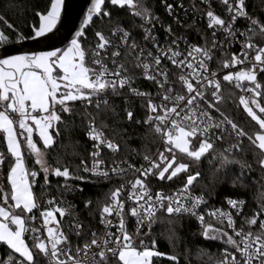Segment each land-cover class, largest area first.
I'll return each mask as SVG.
<instances>
[{
  "label": "snow or ice",
  "instance_id": "obj_1",
  "mask_svg": "<svg viewBox=\"0 0 264 264\" xmlns=\"http://www.w3.org/2000/svg\"><path fill=\"white\" fill-rule=\"evenodd\" d=\"M201 2L208 6L204 13L208 27L215 29L218 26L232 39H235L238 31L234 27L237 18L242 17L247 21L246 31L239 33L244 37L239 57L233 54L230 60L225 59L223 68L232 69L235 65H243L245 61H249L250 51L255 52L254 63L251 68L229 70L222 80L229 84L234 83L236 88L248 94L240 95L239 103L251 120L259 125L260 130L254 134V138L221 109L220 105L224 103L222 83L217 78V72L210 70L208 64L212 59L211 47L189 45L187 56L181 59L182 53L177 45L179 38L171 41V45L177 46L175 49L172 46L160 45L157 38L151 34L154 29L145 27L146 24L158 23L159 20L153 15V10L145 6L143 0H110V4L127 7L134 17L141 19L142 23L138 27L144 31L143 40H151L152 47L156 50L155 55L151 50L140 47L131 37V32L119 25V21L110 36L96 31L95 47L85 49L81 38H84V30L94 17H108L111 20L110 12L103 7L105 0H90L80 28L65 47L51 51L4 55L0 58V132L3 133L7 154L13 161L6 175L7 188L0 187V244L6 246L7 253L0 257V264H39L41 256L46 259L47 264H156L155 258H166L173 264H178V255L175 252L164 253L157 250L158 241L152 236L151 229L159 213H166L168 217L181 216L195 220L199 225L196 234L205 242L222 241L225 247L220 250L219 257L215 254L209 255L211 264H264V219H258L259 214L264 213V202L258 201V209L253 210V215L243 218V224L248 226V231H244L243 225L239 229L235 227L230 212L216 207L209 210L204 194L196 195L192 191L201 175L199 171H192V165H199L206 156L212 157L210 164L216 162L217 171L226 174L230 166H239L240 174L233 176L232 186L235 187L239 183L241 188L246 187L243 178L246 171L251 170V165L235 156L236 152L242 150L245 136L257 150L254 152L257 164L264 169V86L258 82L257 76L258 71L264 72V46L258 47L253 42V37L256 36L264 41V22L247 12L245 0H222L230 15L228 21L214 13L210 0ZM63 5L64 0H50L44 10L37 11L35 15L39 17V26L32 27L33 36L30 38L44 37L56 29L61 21ZM167 9L171 14L172 5H167ZM0 21L12 28L3 16H0ZM164 31L170 34L171 28L165 27ZM115 37H119V44L115 46L116 50L110 53V69L104 61L108 49L113 47L112 39ZM19 38L22 37L18 36ZM7 39V36L0 32V43L6 42ZM129 40L132 42L129 43ZM216 44L217 41L213 39L212 46ZM121 48L125 50V56H131L135 52L134 67L142 69L143 78L157 86L156 97H159V103L154 102L155 97L151 93L132 87L136 77L129 74L123 62H117ZM89 52L93 57L92 66L87 65ZM164 59L169 60L178 70L177 83L181 86L179 91L176 90L175 84L169 81L168 69L162 67ZM242 82H248L249 87L245 89ZM125 87L131 95L142 99L141 106L145 107L147 112L142 122L154 137L159 138L160 147L164 150L155 154L139 153L144 162L139 168L128 164L127 161H114L105 168L104 161L99 158L100 146L107 147L113 153L119 151V146L104 137L103 132L95 126V117H92L87 121L88 130L85 133L94 142L93 151L89 153L91 166L81 158L75 171L67 165L62 166L59 161L56 167H52L47 156L60 135L59 125L64 123L62 114L75 111L70 102H87L90 105L94 97L106 95L109 90L112 94L119 95ZM144 100L147 101L146 105L143 104ZM103 103L108 107L107 100ZM125 103H128L127 98ZM100 104L101 101L96 99L97 109ZM112 111L115 112V109ZM124 111L126 118L132 121L133 111L127 107ZM87 115L86 113V117ZM136 123L140 124L141 121L136 120ZM225 134L235 142L223 149H217V142H223ZM23 150H27L34 163L39 165L38 170L28 169ZM135 151L133 149V152ZM177 151L184 159L177 158ZM5 161V154L0 152V164ZM121 163L128 164L127 168L121 167ZM81 170L83 173H91L94 181H107L113 176L122 178L129 171L139 175L135 176L134 181H127L109 190L105 203L100 208V222L106 231L100 236L93 231L92 239L77 246L73 254L68 236L55 215L59 213L61 218L71 215L72 205L53 207L56 203L54 200L45 201L44 210L40 212L44 235L39 229L29 227V221L37 219L32 213L41 207L33 190L38 172L44 174L45 186L49 184V176L55 175L65 179L62 187L66 191H74L76 189L67 181L87 180L86 176L75 174ZM180 175L185 176V181L170 194L156 191L153 195L147 183L149 178L171 182L179 179ZM126 184L130 185L126 199L134 203L131 208H127L125 199L121 198ZM261 195L264 198V194ZM225 199L227 205L235 209L236 214H240L241 206L246 201L242 198ZM63 203L64 201H60V204ZM84 204L87 208L91 201L85 200ZM202 207H205L207 215L218 224L223 225L226 220V228L231 229L232 234L225 230V227H214L206 222L205 214L200 211ZM126 208L127 213L136 220L135 233L126 229ZM109 216H115L119 220L115 233L107 231L113 224V221L108 219ZM257 221L259 226L253 231ZM168 223L170 228L166 238L169 246L176 248L179 238L171 225L177 222L169 219ZM144 227L149 231L143 232ZM71 229L75 230L77 238L83 234L82 223L75 218ZM27 233H31L27 237L33 241L31 246L26 242ZM149 236H152L151 242L145 243ZM64 245L69 246L66 248ZM198 254L206 255L207 252L201 249Z\"/></svg>",
  "mask_w": 264,
  "mask_h": 264
},
{
  "label": "trees",
  "instance_id": "obj_2",
  "mask_svg": "<svg viewBox=\"0 0 264 264\" xmlns=\"http://www.w3.org/2000/svg\"><path fill=\"white\" fill-rule=\"evenodd\" d=\"M50 3V0H0V16H3L5 20L12 25V28H8L7 25L0 21V32H3L7 36V41L0 43V46L10 43L29 39L33 36L32 27L39 26V17L35 15L37 11L44 10ZM146 7L153 10V15H158L164 19L166 23L174 24L166 14L168 0H143ZM104 9L111 14V20L108 17L97 16L84 30V38H81V43L85 49L89 47L94 48L97 40L95 38V32L100 31L105 36L110 35L112 29L116 26V22L119 21V25L125 30L131 32L132 37L139 41L141 38V28L138 27L142 23L139 17H134L131 11L127 8H121L119 6H112L110 0H105ZM190 27V26H189ZM194 27H190L188 30L183 29L182 32L187 38L193 41H198L196 33H194ZM175 30H180L175 27ZM22 37V38H19ZM91 53H88L87 64L91 58ZM261 85L264 86V72L259 76ZM110 100L108 101V107H105L104 103L100 104V108L97 109L95 104H90L85 107L80 102H70V106L75 109L72 113L62 114V120L64 123L59 125L60 135L56 138V144L54 148L48 153V163L52 167L57 166V161L61 162V165H67L71 170L76 169L80 164L81 158L84 159L87 164L90 160L89 153L91 152L90 143L86 139L87 121L89 117H95V122L98 128L103 132L106 139L111 140L118 144L119 151L115 156L109 157L112 162L118 161H140L142 155L139 153L154 154L158 144V137H154L149 131L146 125L143 124V120L147 115L146 108L142 107V99L133 95H125L121 97L112 96L109 92ZM105 96V95H102ZM224 103L221 104V109L225 114L229 115L237 125L242 128L248 135L253 136L259 131V125L243 111V106L240 105L238 95L229 88H225L224 91ZM127 98L128 103H125ZM146 101L143 104L146 105ZM133 111L134 117L132 121L126 118L125 108ZM115 109V112L112 109ZM86 113L88 114L86 117ZM136 120H140L141 123L137 124ZM17 131L19 129L17 127ZM38 139V137H35ZM227 144H226V143ZM234 139L225 134L223 142H217V149H223L234 143ZM133 149L136 151L133 152ZM257 150L251 145L247 136L243 138L242 150L236 152L237 159L251 165V170L246 171L243 178V183L246 187L241 188L239 183L235 187L232 186V180L234 175L240 174V168L237 165L230 166L228 173L216 170V162L211 164L209 160L211 156L203 158L202 163L199 165L193 164L192 171H199L201 173L195 187L192 189L195 193H203L209 199L211 204H225L227 198H242L245 202V208L242 214L237 218L238 226L243 225L244 231H248V226L243 224V218H248L253 215V210L258 209V201L264 202L261 194H264V169H261L256 162L254 152ZM0 152H3L6 156V161L0 164V187L7 188L6 175L12 159L7 154L6 144L3 142V134L0 133ZM23 154L26 159V165L29 170H38L39 165L34 163V159L29 156L27 150H23ZM178 159H184L181 154L177 155ZM75 174L83 175L87 177V180H68L67 183L74 189L73 194L70 197L73 199L76 205V216L81 220L83 234L77 238L76 235L70 237V241L74 246H80L85 241L92 239V232L99 229V213L100 208L105 203V196L110 189L117 187L119 180L111 178L107 181L101 179L94 181L93 178L88 177L83 171L76 172ZM37 183L34 184L33 190L37 198H41L49 193H64L62 185L65 184L63 177L49 176V184L44 185V174L38 172L36 177ZM185 181V176L180 175L179 179H174L171 182L161 181L155 184L153 191L167 192L177 187H181ZM78 186V187H77ZM82 189V191L80 190ZM90 200L89 207H85L84 201ZM17 212L19 210H16ZM162 217V219H160ZM169 219L176 221L177 223L171 225L174 228L176 236L179 238L177 247L172 248L167 241L168 230L170 225ZM258 219H264V213H260ZM30 223V221H29ZM214 227H225L230 233V230L226 228V225H220L215 220H209ZM258 221L253 226L252 230L255 231L258 228ZM199 225L194 220H190L187 217L175 216L168 217L166 213H159L156 223L153 225L151 232L152 236L158 241V249L164 253L175 252L178 255V264H211L209 261V255L215 254L217 257L220 255V250L225 247L222 241L214 243H208L203 240L202 237L197 235ZM147 227L143 232H148ZM152 236L145 239V243H150ZM26 242L31 246L33 241L27 239ZM5 246V245H4ZM185 249L188 251L186 252ZM201 249L206 250V255H199ZM232 250V249H230ZM10 251V250H9ZM38 252V249L35 250ZM234 251V250H233ZM18 258V254H16ZM156 264H169L166 258H155ZM42 256L39 259V264H42Z\"/></svg>",
  "mask_w": 264,
  "mask_h": 264
},
{
  "label": "built area",
  "instance_id": "obj_3",
  "mask_svg": "<svg viewBox=\"0 0 264 264\" xmlns=\"http://www.w3.org/2000/svg\"><path fill=\"white\" fill-rule=\"evenodd\" d=\"M168 1H169V4L172 5V10H171V14H169L168 9L166 8V14L170 18V20L172 21L174 26H172L170 23L169 24L166 23L164 21V19L158 15H154L155 17L158 18V20H159L158 23L153 22L152 24H146L145 25V27H147L149 29H154V31H152L151 34L157 38L158 43L160 45L172 46L175 49L177 46L171 45V41L173 39L179 38V39H177V45H178L179 50L182 53L181 59H183L187 56L189 45H195V46L207 45L208 47H211L212 59L210 61H208V64H209L210 70L216 71L217 72V78L221 80L223 96H224L225 88H229L232 91H234L235 93H237L238 99H239L240 95H242V94L248 95L247 93L242 92L240 88H236L234 83L229 84L228 82H225L222 80L223 75L226 74L229 70L239 71L242 67L243 68H251L252 63H254L253 58L255 56V52L250 51L249 52V61H245L243 65H235L232 67V69H224L223 68V61L225 59L230 60V58L233 54H236L238 57L240 55L241 42L244 40V37L240 36L239 33L244 32L247 29V21L245 20V18L238 17L237 20L234 22V27L238 31L236 32L235 39H232V37L226 36L225 33L223 32V30L219 29L218 26L215 29H210L208 27V20H207L206 15H204V13L208 10V6L204 3H202L201 0H168ZM230 2H232V0H230ZM245 2H246L247 12L251 16L258 18V20L260 22H264V0H245ZM210 4H211L212 10L214 11V13L216 15L220 16L222 19H224L226 21L230 20V15L227 11V6L222 3V0H210ZM194 5H195V7H193ZM196 9H201L203 11H197ZM189 26L195 28L194 33H196V35L198 37V41L195 42L193 40H190L182 32L183 29L188 30L190 28ZM165 27L171 28L170 34L165 33V31H164ZM175 27L179 28L180 30H175ZM213 32H215V36H213ZM110 35H111V33H110ZM110 35H108V36H110ZM131 37H132V35H131ZM143 37H144V31L141 28V38L139 41H137L138 44L140 45V47L151 50L153 52V54L155 55L156 50H155V48L152 47L151 40H149L148 42H144ZM213 39H215L217 41V44L214 47L212 46ZM128 42L131 43L132 41L129 40ZM253 42L256 43L258 47L264 46V41H262L259 36L253 37ZM117 44H119V37H115L112 39L113 47L108 49L107 54H106V59L104 61L105 64H107V66L110 69L112 67V65H111L112 57H111L110 53L112 50H116L115 46ZM119 51L121 52V55H120V58L117 62L118 63L123 62L125 64V66L128 68L129 74L134 75L136 77L135 81L132 84V87L138 88L142 92L151 93L155 97L154 102L159 103V97H156V93L158 91L157 86L153 82L148 81V80L143 78V75H142L143 70L142 69H137L134 67V65L136 63L135 59L133 58L135 55V52L131 56H125V50L123 48L119 49ZM136 51L138 52L139 48ZM102 55H104L103 51H102ZM145 55H146V52H145ZM92 59H93V57L91 56V58L89 59V62L87 64L88 66H92V63H91ZM189 59H191V57H189ZM162 67L168 69V79L171 83L175 84L176 90L179 91L181 86L179 85V83H177V75L179 74L178 70L167 59L163 60ZM261 73L262 72H260V71L257 72L259 83H261L260 78H259ZM242 84H243V87L245 89L247 87H249L248 82H242ZM109 93L112 96H117V97H121V96L123 97L127 94L131 95L128 92V89L126 87L120 91L119 95L112 94L111 90H109ZM96 99H99L102 103L104 100H107V102H108L110 100V97H109V95L100 96L98 98L94 97L91 104L96 105ZM83 105L85 107L89 106V104L87 102H85ZM216 115H218V114H216ZM88 119H92V117H89ZM95 126L98 128L96 122H95ZM86 139L90 143L91 151H93V143L94 142L92 140H90L87 136H86ZM160 144H161V142L158 138V144H157V148H156L155 153H157L158 151L164 150L163 148L160 147ZM226 146H229V145H226ZM100 153H101V155L99 158L104 161V167L107 168L108 165L113 164V162L109 159V157L115 156L118 152L113 153L110 149L101 145L100 146ZM178 154H179V152L177 151V155ZM118 162H122V161H118ZM127 162H128V164L134 165L135 168H139L141 166V164L144 163L143 160H140V161H129V160H127ZM91 163H92V159L90 157V160L87 163V165L90 167ZM128 164L121 163L120 166L123 168H127ZM85 175H87L90 178H93L91 176V173H85ZM136 175H139V174L138 173L134 174L132 171H129L122 178L118 177V176H113L112 178H116L119 180L118 185H117V187H118L120 184L126 183L127 181H134ZM157 182H160V180L158 178H149L147 181L148 186L151 189L153 195L156 192V191H153V189L155 188V184ZM164 182H168V181L164 180ZM33 187H34V185H33ZM128 188H130V185L126 184V190L122 193L121 198L125 199L127 208H131L132 206H134V203L131 201H128L126 199L127 195H128V191H127ZM178 188L179 187L172 189L170 191H167L165 193L170 194L172 191H175ZM63 190H64V193H62V194H60V193H49V194L44 195L41 198H37V196L35 195L37 200L39 201L41 207L33 210L32 215L36 216L37 219L35 221H30L29 227H35V228L39 229L41 231V234L44 235L43 218L40 216V212L44 210L45 201L54 200L56 203L53 205V207H55L57 205L62 206V207H68L69 205H72L73 210L71 212V215L60 218L55 213L57 220L61 222L62 230L68 236V239L70 241V237L75 235L74 234L75 230L74 229L70 230V226L73 223V218H75L76 220H78L80 222H81V220L76 216V213H75L76 205H75L73 199L70 197V195L73 194L75 190L74 191H66L64 189V187H63ZM195 194L200 195L201 193H195ZM205 199L207 200L206 207L209 210L212 209L213 207H216V208H221L224 211L230 212L233 215L235 227L237 229L241 228L238 226L237 218L242 214V212L245 208V204L241 206L240 214H236L235 209H233L229 205H227L226 202H225V204H222V205L221 204H211L209 202V199L206 196H205ZM233 199H237V198H233ZM60 201H64V203L60 204ZM127 208H126V215H125V222H126L125 226H126V229L130 233H135L136 220L134 217H132L130 214L127 213ZM200 211L205 214L206 222H208L209 220H214L213 218H211L207 215V212L205 211V207H202L200 209ZM108 219L112 220L113 224L111 227H109L107 229V231L115 233L117 230L118 224H119V220L115 216H109ZM224 224L225 225L227 224L226 220L224 221ZM144 228H143V230H144ZM229 230H230V234H232V230L231 229H229ZM105 231H106V229H105L104 225L101 224V222H100V213H99V229L95 232H96L97 236H100ZM30 235H31V233H27L26 237H28ZM83 243H81V245ZM70 244H71L73 254H74L75 248L77 246H74V244H72L71 241H70ZM68 246L69 245H64V247H66V248ZM5 255H7L6 246L0 244V257H3ZM82 255H83V253H81V256ZM62 258H64V257H62ZM41 261H42V264H47L46 259H44L43 257H42ZM169 264H173V262H169Z\"/></svg>",
  "mask_w": 264,
  "mask_h": 264
},
{
  "label": "water",
  "instance_id": "obj_4",
  "mask_svg": "<svg viewBox=\"0 0 264 264\" xmlns=\"http://www.w3.org/2000/svg\"><path fill=\"white\" fill-rule=\"evenodd\" d=\"M89 4L90 0H64L61 21L56 29L44 37L29 38L0 46V58L4 55L51 51L54 48L65 47L72 35L80 28L83 14ZM50 176L56 177L55 175ZM56 214L59 216V213Z\"/></svg>",
  "mask_w": 264,
  "mask_h": 264
},
{
  "label": "crops",
  "instance_id": "obj_5",
  "mask_svg": "<svg viewBox=\"0 0 264 264\" xmlns=\"http://www.w3.org/2000/svg\"><path fill=\"white\" fill-rule=\"evenodd\" d=\"M0 133H2V132H0ZM3 134V133H2Z\"/></svg>",
  "mask_w": 264,
  "mask_h": 264
},
{
  "label": "rangeland",
  "instance_id": "obj_6",
  "mask_svg": "<svg viewBox=\"0 0 264 264\" xmlns=\"http://www.w3.org/2000/svg\"><path fill=\"white\" fill-rule=\"evenodd\" d=\"M38 137V136H37Z\"/></svg>",
  "mask_w": 264,
  "mask_h": 264
}]
</instances>
